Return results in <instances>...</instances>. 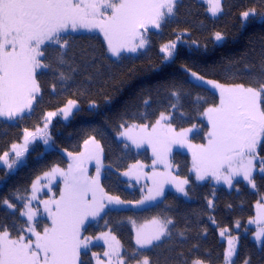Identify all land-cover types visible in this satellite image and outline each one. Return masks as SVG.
<instances>
[{"label":"snow or ice","instance_id":"snow-or-ice-1","mask_svg":"<svg viewBox=\"0 0 264 264\" xmlns=\"http://www.w3.org/2000/svg\"><path fill=\"white\" fill-rule=\"evenodd\" d=\"M181 0H0V118L8 121L23 120L25 114L34 113V104L41 97L39 76L46 71L59 70V79H71L69 73L76 72L74 55V33L97 32L103 37L106 52L117 59L124 53L145 52L148 48L149 31L160 33L166 24L174 22ZM208 7L206 11L212 18L224 14L223 0H202ZM258 15L256 7H250L240 13L242 22ZM264 22V14H260ZM186 30L160 46L164 61L174 58L178 43H184L182 36ZM216 42H223L222 32L213 34ZM196 44V41H192ZM198 46V45H197ZM55 54L54 60L52 54ZM95 57L93 56V60ZM55 64V67H54ZM245 75L249 83H220L206 79L203 75L191 71L196 81L210 85L219 94L218 103L206 107L200 114L207 121L204 134L206 143L194 144L189 134L200 131L196 124L181 128L173 126V114L178 111L180 92L174 88L168 110L161 111L154 123L120 124L118 137L130 142L137 149L147 145L151 148L154 160L150 175L143 172L144 165L134 164L123 172L124 176L135 175L137 182L142 176L151 180L152 187L147 194L136 201H125L119 196L109 195L100 184L101 155L103 148L95 136L84 140V150L73 155L69 152L70 163L67 170L58 166L45 171L31 184V194L17 193L14 200H0V207L10 210L11 223H0V264H85L84 257L91 252L96 264H105L98 253L92 251V242L103 241L107 250L106 264H151L145 249L163 247L171 242L175 230V221L168 216H154L143 223L129 219L134 230L136 248L129 260L121 255L120 240L112 230L102 231L98 236L85 235L86 225L90 221L104 220L108 213L105 209L132 205L139 207L146 202H155L164 195V186L171 184L176 191L188 196L187 178L173 175L169 156L174 145L186 147L192 155L190 171L196 181L211 180L216 184L223 182L229 188L234 180L242 178L256 189L255 173L264 176V156L258 149L264 146V64L259 72L251 70ZM235 75V74H233ZM66 87V85H65ZM52 91L57 92L56 84ZM199 99V98H198ZM149 105V100L143 101ZM79 102L68 99L57 111H48L42 117L43 127L37 125L35 131L23 129V143H13L10 151L0 155V162L13 170L28 151V145L38 137L48 144L51 136L48 129L52 119L62 115L65 120L78 108ZM91 108L96 107L94 101ZM143 115V114H142ZM183 115V112H181ZM147 119V116L144 115ZM125 148L129 147L125 143ZM11 153L14 158L10 159ZM95 161V175L88 174L87 165ZM162 164L164 171H157L155 165ZM61 178L63 187L59 198L40 199L37 193L42 187L51 191L50 185ZM41 181L45 183L41 184ZM145 187H147L145 185ZM143 191V188L141 189ZM264 199V198H262ZM34 201L38 203L34 204ZM208 207L213 208V200L208 199ZM40 205H43L41 213ZM231 207V206H229ZM258 212L255 220L249 224L259 225L255 232L258 244H264V203L256 205ZM18 212L19 218L16 217ZM104 214L102 216L101 214ZM6 215L9 213L6 212ZM45 217L47 222L45 221ZM212 223H216L212 219ZM172 226V227H170ZM236 227L240 224L237 221ZM186 231V230H185ZM185 231H179L181 240H186ZM228 228L220 230L223 238ZM204 235H207L205 231ZM238 237L227 238V248L223 254V264H235ZM198 245H193L197 249ZM183 257V253H180ZM182 264H208L199 256L191 260L183 259ZM242 264H250L245 258Z\"/></svg>","mask_w":264,"mask_h":264},{"label":"trees","instance_id":"trees-1","mask_svg":"<svg viewBox=\"0 0 264 264\" xmlns=\"http://www.w3.org/2000/svg\"><path fill=\"white\" fill-rule=\"evenodd\" d=\"M223 3L224 14L212 18L199 0H181L174 22L166 24L160 33L149 31L146 54L142 51L112 59L98 34H73L77 71L69 73L71 79L67 81L59 79V70L46 71L39 76L42 92L34 104V113H26L23 120L0 119V155L22 139L24 128L33 130L40 126L46 112L58 110L68 99L77 100L78 108L66 123L60 118L52 121L49 131L53 149L44 151L40 143H33L25 163L15 172L0 169L3 179L0 200L8 198L19 208L15 195H29L31 184L38 176L54 166L65 167L68 153L80 152L84 140L91 136H95L103 148L105 170L100 184L105 192L125 201L141 199L139 189L120 175L135 163L149 165L152 158L148 150L125 148V143L116 135L124 122L154 123L159 113L168 110L170 102H175L170 94L173 88L181 94L179 110L173 114V126L181 129L196 124L200 131L192 135L191 141L205 143L207 125L200 114L206 107L218 103L219 96L207 84L193 81L190 72L220 83L247 84L249 80L243 75L248 71L245 65L259 72L264 64V22L260 18V14H264V0H223ZM250 7H256L258 15L242 22L240 13ZM185 30L187 35L182 36L185 42L177 44L172 60L164 61L160 46ZM217 31L225 35L223 42L214 41L213 34ZM52 57L54 60V53ZM53 84L57 86L55 93ZM145 99L149 100L147 106L143 104ZM92 101L96 104L94 108L89 106ZM258 151L264 156V146ZM170 162L177 176L189 180L187 197L167 191L160 201L140 210H106L108 215L104 218L108 225L105 226L103 219L92 221L86 225L84 234L95 236L111 229L121 242L122 256L131 260L136 246L129 219L143 223L154 216H168L175 221L171 242L142 250L148 254L151 264H182L184 258L191 260L195 256L208 264H223L226 246L218 233L223 228L238 237L235 264H242L245 258H250V264H264V244L257 246L252 241L254 229L248 225L254 216L255 203L264 195V177L255 175L254 192L241 181L234 182L233 189L227 190L211 180L196 181L190 171V158L181 152H174ZM208 199L213 200V208L208 207ZM15 215L19 218L18 212ZM11 219L10 210L0 207V223H11ZM237 221L240 227L235 230ZM179 231H185L186 240L180 239ZM194 244L199 247L193 249ZM95 249L102 250V247ZM84 259L85 264H92L90 253Z\"/></svg>","mask_w":264,"mask_h":264},{"label":"rangeland","instance_id":"rangeland-1","mask_svg":"<svg viewBox=\"0 0 264 264\" xmlns=\"http://www.w3.org/2000/svg\"><path fill=\"white\" fill-rule=\"evenodd\" d=\"M199 1L202 2V0H199ZM203 4H204V3H203ZM205 5H206V4H205ZM206 7H208V6L206 5ZM208 14H209V13H208ZM209 16H211V15L209 14ZM150 31H155V30H150ZM81 33H82V34H83V33H88V34H98V35L102 38V40H103L102 35H100V34L97 33V32H92V33H89V32H79V33H74V34H81ZM214 41H215V39H214ZM215 42H216V41H215ZM216 43H218V42H216ZM219 43H220V42H219ZM136 54H137V53H124V55H136ZM108 55H109V54H108ZM122 55H123V54H122ZM109 57H111V56L109 55ZM111 58L113 59V58H115V57H111ZM191 79H192L193 81H196V80H195L194 78H192V77H191ZM196 82H198V83H202V82H200V81H196ZM202 84H204V83H202ZM207 87H209V88H211L212 90L216 91V90L213 89L210 85H207ZM216 92H217V91H216ZM217 94H218V92H217ZM218 96H219V94H218ZM76 109H77V108H76ZM76 109H73V112H74ZM56 111H57V110H56ZM73 112H72V113H73ZM71 115H72V114H71ZM71 115H70V116H71ZM70 116L68 117V119L70 118ZM56 118H60L64 123H66V122L68 121V119L65 120V119L63 118L62 115H57L56 117H54V118L52 119V121H53L54 119H56ZM0 119L5 120V119H3V118H0ZM201 119H202V120L205 122V124L207 125V121L204 120V119L202 118V116H201ZM6 121H8V120H6ZM129 125H131V124H129ZM50 126H51V124H50ZM50 126H49V128H50ZM40 127H43V124H41ZM176 130L179 131L180 129H176ZM30 131H35V129L30 130ZM48 132H49V135L51 136L49 129H48ZM195 132H196V131L194 130L192 133L189 134V140H190V141H191V137H192V135H193ZM116 137H117V139H118L119 141H122V142H124V143H128L129 146L132 147V148L135 149V150H144V149H145V150H148L149 153H150V156H151V158H152V162H153L154 157H153L152 150H151L150 147H148L147 145H145V146H143L142 148L137 149V148H135L134 146H132V145L130 144V142H128V141H126V140H123L122 138H119V137H118V134L116 135ZM36 142L40 143V145L42 146V148H43L44 151H47V150H50V149H53V148H54L53 143H52V138L49 140L48 144H44L43 140L40 139V138L38 137L37 139H35L32 143H30V144L28 145V151H29L31 145H32L33 143H36ZM191 142H192V141H191ZM22 143H23V137H22V139H21L17 144H22ZM192 143H194V142H192ZM205 143H206V142H205ZM194 144H197V143H194ZM83 145H84V144H83ZM10 149H11V147H10L7 151H10ZM83 150H84V147L82 146L81 151H83ZM28 151H27L26 153H24V155L21 157V162H20L17 166H14V169H13V170H9L6 166L3 165L2 162H0V169H3L6 173H12V172H15V171H16V170H17L22 164L25 163V161H26V156H27ZM81 151H80V152H81ZM174 152H181V153L187 155V156L190 158V161H191V164H192V155H191V152H189L188 149H187L186 147H179L178 145H174V146L172 147V151H171V154H170V156H169V162H170V157H171V155H172ZM78 153H79V152H78ZM76 154H77V153H75V154H73V155H76ZM14 155H15L14 153H11V155H10V159H11V158H14ZM67 157H68L67 165H66L65 167H60V168H63V169H65V170H67L68 164L71 162L70 159H69V156H67ZM101 160H102V164H103V158H102V155H101ZM152 162H151L149 165H146V164H143V163H139V164L144 165L143 172H144L145 174L150 175V174L152 173V171H153V164H152ZM170 163H171V162H170ZM135 164H137V163H135ZM133 165H134V164H133ZM171 165H172V164H171ZM131 166H132V165H131ZM87 167H88V174H89L90 176H94V175H95V161L90 162V163L87 165ZM129 168H130V167H129ZM155 168H156L157 171H164V167H163L162 164H157V165H155ZM104 170H105V166H104V164H103V167L101 168L100 182H101V178H102V176H103V174H104ZM128 170H129V169H128ZM128 170H127V171H128ZM170 171L172 172L173 175H176L173 166H172V168L170 169ZM125 172H126V171H125ZM191 173H192V172H191ZM192 174H193V173H192ZM256 174L262 176V175L259 174L258 172L255 173L254 175H256ZM40 176H42V175H40ZM120 176H121V179L130 182V183L133 184L136 188L139 189V191H140V193H141V198H142L143 195H146V194H147V190H148V188L152 187V182H151V180H148L146 176H142V177L140 178L139 182H137V180H136V178H135V175H132V176H124V175H122V173H121ZM176 176H177V175H176ZM193 176H194V174H193ZM262 177H264V176H262ZM180 178H181V177H180ZM194 178H195V177H194ZM182 179H183V178H182ZM206 181H207V180H206ZM236 181H241V182H243V183L248 187V189H249L250 191H252V192L255 191V189H253L250 185H248L246 182H244V181L242 180V178H237L236 180H234V182H236ZM2 182H3V179H2V177H0V185L2 184ZM198 182H205V181H198ZM211 182H214V181H211ZM43 183H45V182H44V181H41V184H43ZM214 183H215V182H214ZM145 185H146L147 187H145ZM218 185L224 187V188L227 189V190H232V189H233V187H232V188H229V187H228L227 185H225L223 182H221V183L218 184ZM50 187H51V191H49L48 188H44V187H42L41 190L37 193L38 198H40V199H51V198H53V197H55V198H59L60 190H61V188L63 187V182H62L61 178L57 177L56 180L50 185ZM142 188H143V191H141ZM167 191L174 192V193H176V194H178V195H180V196H182V197L185 198V196H184L183 194L177 192L176 189H175V187H174L173 185H171V184H168V185H165V186H164V193L167 192ZM30 194H31V188H30V193H29V195H30ZM161 198H162V197H159L155 202H146L144 205L139 206V207H133L132 205H125V206H119V207H112V206H110L109 208L105 209V211H106V210H109V209H116V210H124V209L140 210V209L146 208L147 206H150V205H152V204H154V203L160 201ZM262 198H264V195H263V196H262V197H261L256 203H255V205H254V216H253V218H252L251 220H255V219L257 218V212H258V209H257L256 205H257L258 202L264 203V199H262ZM33 203L36 204V203H38V201H34ZM40 210H41V213H42V211H43V205H40ZM102 214H103V213H102ZM102 214H101V215H102ZM45 219H46V217H45ZM90 222H92V221H90ZM90 222H89V223H90ZM248 225L254 229V232H253V234L251 235L252 241H253L257 246H260L261 244H258V243L256 242L255 238H254V237H255V232H256L257 228L259 227V225L256 224V223L249 224V221H248ZM130 226H131V230H132V233H133V240H134L135 233H134V230H133L131 224H130ZM235 228H237V227H235ZM235 230H238V228L235 229ZM218 233H219V237H220V239L225 243V246H226V248H227V238H228L229 236H232V235L228 232V233L225 234V237L222 238V237L220 236V231H219ZM112 234H113V233H112ZM98 235H100V233L97 234V235H95V236H98ZM91 236H92V235H91ZM95 236H93V237H95ZM134 244H135V240H134ZM135 246H136V245H135ZM237 246H238V244H237ZM91 247H92V251L98 253L99 256H100V259L103 260V261H105V264H106L108 258L105 257V256L103 255V253L107 250V247H106V245H104L103 241H102V240H101V241H96V240L94 239L93 242H92ZM99 247H102V250H96V249H95V248H99ZM89 253H90V256H91V252H89ZM121 255H122V251H121ZM91 259H92V257H91ZM92 264H96V261L93 260V259H92Z\"/></svg>","mask_w":264,"mask_h":264}]
</instances>
